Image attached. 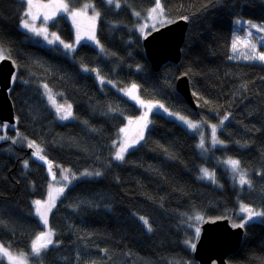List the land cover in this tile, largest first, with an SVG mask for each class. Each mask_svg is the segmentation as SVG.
<instances>
[{
	"label": "trees",
	"instance_id": "obj_1",
	"mask_svg": "<svg viewBox=\"0 0 264 264\" xmlns=\"http://www.w3.org/2000/svg\"><path fill=\"white\" fill-rule=\"evenodd\" d=\"M66 1L73 7L93 3L104 55L87 43L69 57L59 47L32 42L20 28L25 3L0 0V49L17 66L10 90L16 123L2 124L0 143V242L28 252L41 229L31 212L49 180L27 154L29 141L56 163L57 176L64 168L101 172L75 182L58 201L49 216L55 244L35 264H198L191 244L195 216H230L232 222L229 208L237 200L261 217L245 225L246 239L228 264H264V63L226 62L232 21L264 23V0H161L170 22L187 19L189 26L180 62L166 63L159 72L136 30L135 13L153 8V0H121L118 8L106 0ZM52 16L58 37L74 40L69 22ZM99 75L117 88L135 84L141 98L192 121L218 124L229 115L219 132L225 147L217 152L239 161L251 175V187L234 184L225 167L216 177L220 187L202 182L200 167L212 169L211 157L200 155L193 133L160 113L151 115L143 143L115 162L113 144L125 118L141 111L115 88L100 89ZM181 75L188 77L196 108L176 89ZM42 84L71 104L70 121L57 119Z\"/></svg>",
	"mask_w": 264,
	"mask_h": 264
},
{
	"label": "rangeland",
	"instance_id": "obj_2",
	"mask_svg": "<svg viewBox=\"0 0 264 264\" xmlns=\"http://www.w3.org/2000/svg\"><path fill=\"white\" fill-rule=\"evenodd\" d=\"M25 3V11H24V19L22 20L20 24L21 30L28 35L30 40L34 43L43 45L48 48H54L59 47L63 52H65L69 57H72L77 49V46L81 43H87L97 49L102 55H104L103 48L98 43L96 38V28L98 25L99 20V13L95 9L92 2L84 3L81 6L73 7L71 4L66 0H32V7H29L28 0H20ZM109 3V0H106ZM161 8L157 9L155 12L151 11L153 8L156 7V5L153 8L144 10L142 13H135V16L139 19V23L136 27V30L140 34V36L145 37L149 33H151L154 30H157L168 23H170V20L165 16L161 0H159ZM58 4H66L68 7V11H63L57 7ZM116 8H118L121 5V0H112L111 3ZM47 5V7H45ZM85 5H90L89 7L85 8ZM162 9V11H161ZM31 13L30 15L26 16V13ZM75 12L77 15H72V13ZM60 14L64 17L65 20L69 22L71 25V28L74 32V42L69 43H61V39L56 34L55 30H52V26L54 24H57L58 22L56 20H50L54 17L52 15ZM33 15H41V17L36 18L34 20H28L29 24L34 27L37 31H30L23 27V21L25 19H28L30 16ZM48 16L49 19L45 20L44 17ZM40 24L43 25V27L40 26ZM252 25H256V27H252ZM264 23H258L250 20L245 19H237L234 23V31L232 35V45L234 37L239 36L241 38V41L248 40L250 41L251 45H255V49L253 50L250 46L245 45L243 42L237 44L236 51H233L232 47V54L235 56L236 60L241 62H248V63H264V60L259 59V56L261 54H264ZM39 33V34H37ZM251 33L249 36L248 34ZM55 34V35H53ZM47 37V38H45ZM57 37L59 39H57ZM51 41V42H49ZM68 44L71 45L70 48H66L64 45ZM249 57H256V58H248L246 59L245 56ZM5 56V53L3 52V55H0V61ZM13 81H15V75L13 77ZM96 81L99 84V86H102L104 84H107L113 88L125 99L129 100L130 102L134 103L136 106L139 107L141 113L137 118H130L126 117V124L122 129L124 131H119L118 138L116 142L113 144L114 154L113 159L115 162L120 163L124 160L125 156L135 148H137L141 143H143L146 133L148 129L151 126V115L153 113H160L166 118L173 120L180 125H182L188 132L193 133L198 141V151L200 152V155L204 158L211 157V159L216 162L217 159L220 157V154L217 152V150L224 147V144L220 141L219 138V132L223 128L226 120L222 118L221 121L223 123L218 124H203L202 122H196L192 121L176 112H173L172 110L165 107L163 104L155 102V101H148L140 97L138 92L137 85L133 84L128 87L124 88H117L116 85L113 82H110L106 80L103 76L99 75L96 76ZM135 86V87H133ZM43 89V95L45 99L47 100L49 106L55 113L57 119L60 122H67L70 121L72 116V106L71 104L64 98L62 93H58L53 91L52 89L45 87V85H42ZM52 97L55 101V103L52 102V100L49 99V97ZM71 106L69 108L68 106ZM162 106V107H161ZM60 107V111H57V108ZM66 117V118H61ZM180 117H184V119H180ZM229 118V115H227ZM185 121H191L193 124L197 125L196 128H191L188 126V124ZM216 126V135L215 139L216 143L213 142L212 137V126ZM5 132L3 133L0 131V143L5 140ZM142 136V139L140 138ZM203 139V147H201V140ZM29 141H25L24 145L25 147L29 146ZM34 149L37 150V145L34 144ZM125 146L127 150L124 152L123 156L124 158L122 160L116 159V153L121 148V146ZM39 151H41L39 149ZM229 160H236L237 159H228L225 161V168L228 171V177L229 179L238 186H249L251 184V175L247 171L243 170L239 164L238 169L233 170L232 166L228 163ZM207 169L208 173L210 174L211 178L209 176H205L204 172L202 170ZM243 175L246 181L248 183H245L243 185L240 184V176ZM101 176L100 171L95 170H85L79 173H76L72 171L69 168L62 169V172L57 176L56 180L53 182H49L47 192L44 198L39 200L41 203L39 205L33 204V211L34 215L38 217L41 225L42 230L39 234H37L32 242L36 240L38 236L42 232L44 233H51L50 239L52 240V243L47 246V248L53 246L55 244L54 242V234L49 229L48 226V218L56 205V203L63 197V195L66 193V191L78 180H84V179H93V178H99ZM66 177V178H65ZM199 178L202 181H205L207 183H211L216 185L217 187H220L221 184L217 181L216 173L213 170H210L207 166L202 165L200 167V173ZM60 189H63V191H59ZM246 206V205H244ZM247 209L250 211H242L241 205H239L234 211H232L233 215L236 217V219H233L231 222L234 226L236 225H247L255 221L260 220V213L251 208L246 206ZM43 217V218H42ZM230 217V216H228ZM47 220V224L44 223V220ZM204 221V218L200 215L195 216V222L192 225L194 230V241L191 242L192 248L194 249L195 243L198 240L200 233H201V225ZM145 223V220H143ZM49 237L45 236L42 238L40 243L45 242ZM32 242L30 245V249L28 252H15L11 250L10 248L4 246L0 242V247L3 249H6L8 253L11 254L13 259L10 261L8 256L3 255L2 252H0V259L4 261L6 264H20V261H23V264H35L36 261L39 259L40 254L43 250L47 248L41 249L39 254H35L32 252ZM23 253V257H21V254Z\"/></svg>",
	"mask_w": 264,
	"mask_h": 264
},
{
	"label": "water",
	"instance_id": "obj_3",
	"mask_svg": "<svg viewBox=\"0 0 264 264\" xmlns=\"http://www.w3.org/2000/svg\"><path fill=\"white\" fill-rule=\"evenodd\" d=\"M188 26L187 19H179L143 38L145 55L154 70H160L166 63L180 62L181 48ZM16 67L12 58L5 57L0 61V120L9 125L16 123L15 110L10 98ZM93 72L97 74V71ZM176 89L193 108H196L186 76H181L177 80ZM26 151L35 163L45 169L48 180L55 181L56 167L47 159L39 158L43 156L42 152L34 155L37 150L29 146ZM246 234V227L234 226L228 216L207 218L201 225V233L193 249L194 258L199 264H228V258L242 247Z\"/></svg>",
	"mask_w": 264,
	"mask_h": 264
},
{
	"label": "snow or ice",
	"instance_id": "obj_4",
	"mask_svg": "<svg viewBox=\"0 0 264 264\" xmlns=\"http://www.w3.org/2000/svg\"><path fill=\"white\" fill-rule=\"evenodd\" d=\"M111 2H112V0H109V3H111ZM153 2L155 3L156 7L153 8L151 11L155 12L157 9L161 8V6H160V3H159V0H153ZM28 3H29V7L31 8V7H32V0H28ZM89 6H90V5H85V8H87V7H89ZM45 7H47V5H45ZM57 7H58L59 9L63 10V11H68V7H67L66 4H58ZM161 11H162V9H161ZM30 14H31L30 12H29V13H26V16H27V15H30ZM72 15H77V13L73 12ZM44 19L47 20V19H49V17H48V16H45ZM23 27L26 28V29H28V30H30V31H34V32L37 31L34 27H32V26L29 24V22H28L27 19H25V20L23 21ZM252 27H256V25H252ZM262 30H264V29H262ZM37 34H39V33H37ZM53 35H55V34H53ZM248 35L250 36L251 33H249ZM45 38H47V37H45ZM57 39H59V38L57 37ZM49 42H51V41H49ZM241 42H243V43H244L245 45H247V46H250L253 50L255 49V45H251V44H250V41H248V40L241 41V38H240L239 36H237V37H234V40H233V45H232V47H233V51H236V49H237V44H238V43H241ZM61 43H63V41H61ZM64 46H65L66 48H70V47H71V45H68V44H65ZM3 52H4V50H3V49H0V55H3ZM245 58L248 59V58H256V57H249V56L246 55ZM259 59L264 60V54H261V55L259 56ZM45 87H47V86L45 85ZM133 87H135V86H133ZM49 99L52 100L53 103H55L54 99H53L51 96L49 97ZM68 107L71 108L70 105H69ZM161 107H162V106H161ZM57 111H60V107L57 108ZM61 118H66V117H61ZM180 119L183 120L184 117H180ZM224 119L227 120L228 117L225 116ZM185 122H186V123L188 124V126L191 127V128H196V127H197V125L193 124L191 121H185ZM221 123H223V121H221ZM121 131H124V130L121 129ZM215 135H216V126L213 125V126H212V137H213V142H214V143L218 142V141H216V139H215ZM140 138L142 139V136H141ZM203 143H204V142H203V139H202V140H201V147H203ZM34 146H35V145H34L33 142H30V143H29V147H34ZM126 150H127V148H126L125 146L122 145L121 148L117 151V153H116V157H115V158H116V159H119V160H122V159L124 158L123 154H124V152H125ZM34 155H39V148H38V147H37V152L34 153ZM39 158L42 159V160L44 159L43 156H40ZM228 163L232 166L233 170L238 169L239 161H236V160H229ZM202 171L204 172V175H205V176H209V178H211V176H210V174L208 173L207 169H204V170H202ZM65 178H66V177H65ZM245 183H248V181H246V179L244 178V176L241 175V176H240V184L243 185V184H245ZM59 191L62 192L63 189H60ZM34 203L37 204V205H39L41 202H40V201H35ZM241 210H242V211H250V210L247 209L246 206H244V205H241ZM42 218H43V217H42ZM141 219H143V218H141ZM44 223L47 224V220H46V219L44 220ZM145 223H147V221H145ZM240 226L242 227L243 225H240ZM45 236H47V237H49V238H48L45 242L40 243V241L42 240V238H44ZM50 237H51V233H50V232H49V233H44V232H42V233L40 234V236H38V237L36 238V240H34V241L32 242V252L35 253V254H39V252L41 251V249H43V248H47V246H48L49 244L52 243V240L50 239ZM0 252H2L3 255L8 256L10 261L13 259V257L11 256V254L8 253V251H7L6 249H3L2 247H0ZM21 257H23V253L21 254ZM20 264H23V261H22V260L20 261Z\"/></svg>",
	"mask_w": 264,
	"mask_h": 264
},
{
	"label": "bare ground",
	"instance_id": "obj_5",
	"mask_svg": "<svg viewBox=\"0 0 264 264\" xmlns=\"http://www.w3.org/2000/svg\"><path fill=\"white\" fill-rule=\"evenodd\" d=\"M235 21L236 20H233L232 21V23H231V28L233 29V31H234V23H235ZM138 23H139V19H138ZM138 25V24H137ZM40 26L41 27H43V25L42 24H40ZM188 30V29H187ZM187 33V32H186ZM232 35H233V32H232ZM75 37V36H74ZM96 38H97V35H96ZM143 38L144 37H142V40H143ZM98 41V40H97ZM63 42H65V43H69V44H71V43H73L74 42V40H71V41H63ZM99 43V42H98ZM142 45H143V43H142ZM183 46V45H182ZM102 47V46H101ZM230 47H231V50L229 51V52H227V56H226V62H228V63H231V64H233V65H238V64H242L241 63V61H238V60H236L235 58V56H233V54H232V37H231V43H230ZM143 49H144V45H143ZM182 49V48H181ZM244 63H248V62H244ZM175 64V63H174ZM252 64V63H251ZM259 64H261V63H259ZM17 68V67H16ZM154 70V69H153ZM16 71H17V69H16ZM155 72H159L160 70H154ZM181 76H185V75H181ZM181 76H179L178 77V79L181 77ZM187 77V76H186ZM188 78V77H187ZM177 79V80H178ZM176 84H177V81H176ZM42 85H45V84H42ZM105 85V84H104ZM104 85H102V86H99L98 85V87L101 89ZM191 89V88H190ZM0 123H1V120H0ZM221 141V140H220ZM222 142V141H221ZM223 143V142H222ZM224 144V143H223ZM224 147H225V144H224ZM197 149H198V141H197ZM42 155H43V157L45 158V159H47L49 162H51L52 163V165L54 166V167H56V163L53 161V160H51L45 153H43L42 152ZM228 159H230L229 157H225V156H220L218 159H217V161L216 162H214L213 160H212V163H211V167H212V169H210V170H213L215 173H216V177L218 176V170H223L224 169V164H225V161L226 160H228ZM83 171H85V170H83ZM82 172V171H81ZM261 177V176H260ZM259 177V178H260ZM200 179V178H199ZM84 180H86V179H84ZM201 180V179H200ZM78 181H82V180H78ZM202 181V180H201ZM202 182H204V183H207V182H205V181H202ZM252 183H253V181L251 180V184L249 185V187H251V185H252ZM49 184V183H48ZM48 184H47V186H46V192H47V188H48ZM75 184V183H74ZM73 184V185H74ZM209 184V183H208ZM72 185V186H73ZM211 185H214V184H211ZM216 186V185H215ZM243 187H248V186H243ZM242 187V188H243ZM58 203V202H57ZM57 203H56V205H57ZM245 203L243 202V201H241V200H237L236 202H235V205L232 207V208H229V210L230 211H234L239 205H244ZM56 205L54 206V208H53V210L55 209V207H56ZM52 210V211H53ZM32 216L35 218V219H37L38 221H39V219H38V217H36L35 215H34V211L32 210ZM209 218H211V217H209ZM207 219V218H206ZM206 219H204V221L206 220ZM203 221V222H204ZM39 223H40V221H39ZM40 226H41V229L39 230V232L37 233V234H39L40 233V231L43 229L42 228V225H41V223H40ZM48 226H49V229L51 230V227H50V224H49V218H48ZM189 230V229H188ZM52 231V230H51ZM189 232H187V234H188ZM185 240L187 241V245H188V242H189V240H190V238H189V235H187V237H185ZM192 255H193V250H192ZM193 257H194V255H193ZM195 259V258H194ZM196 261V260H195ZM197 262V261H196ZM198 263V262H197ZM199 264V263H198Z\"/></svg>",
	"mask_w": 264,
	"mask_h": 264
},
{
	"label": "flooded vegetation",
	"instance_id": "obj_6",
	"mask_svg": "<svg viewBox=\"0 0 264 264\" xmlns=\"http://www.w3.org/2000/svg\"><path fill=\"white\" fill-rule=\"evenodd\" d=\"M2 124H6V123H0V131L3 133L4 131H6V126L2 125Z\"/></svg>",
	"mask_w": 264,
	"mask_h": 264
}]
</instances>
